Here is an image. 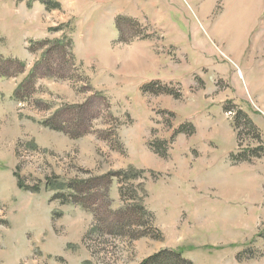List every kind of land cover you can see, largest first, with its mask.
Wrapping results in <instances>:
<instances>
[{
  "label": "rangeland",
  "instance_id": "rangeland-1",
  "mask_svg": "<svg viewBox=\"0 0 264 264\" xmlns=\"http://www.w3.org/2000/svg\"><path fill=\"white\" fill-rule=\"evenodd\" d=\"M0 55V264H264V0H0Z\"/></svg>",
  "mask_w": 264,
  "mask_h": 264
},
{
  "label": "trees",
  "instance_id": "trees-1",
  "mask_svg": "<svg viewBox=\"0 0 264 264\" xmlns=\"http://www.w3.org/2000/svg\"><path fill=\"white\" fill-rule=\"evenodd\" d=\"M14 69V70H13ZM25 70V64L23 62L13 60V59H7L0 55V77L1 78H10L17 76L18 74L23 73ZM35 78V70L32 71L29 75V77L26 80L25 84H22L18 87V89L15 92V98L18 100H21V94L25 91L24 88L27 86V84H31V82L34 81ZM169 255L167 254H161L158 256H155L151 258L150 260L146 261L144 264H152L158 261L159 259L164 260V264H167L170 260Z\"/></svg>",
  "mask_w": 264,
  "mask_h": 264
}]
</instances>
